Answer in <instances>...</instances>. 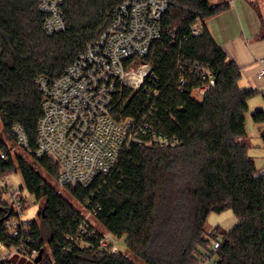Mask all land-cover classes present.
<instances>
[{
	"label": "trees",
	"instance_id": "trees-1",
	"mask_svg": "<svg viewBox=\"0 0 264 264\" xmlns=\"http://www.w3.org/2000/svg\"><path fill=\"white\" fill-rule=\"evenodd\" d=\"M123 1L63 0L65 30L48 35L39 0H0V151L9 156L0 159V177L19 172L39 205L31 246L44 250V264L48 249L55 264H200L213 257L216 264H264V172L249 156L245 122L258 92L241 87L242 68L205 26L230 0H169L159 39L137 60L149 64L150 73L139 89L124 88L114 102L117 120L135 121L138 141L89 187H63L81 207L97 211L96 222L123 238L126 251L102 249L103 234L90 224L93 236H83L82 244L68 240L84 216L58 191L57 165L47 157L10 156L15 124L36 147V79L62 76ZM197 19L202 31L193 34ZM252 117L264 121L262 111ZM227 209L237 224L207 232L209 214ZM7 213L0 192V240L10 243L2 228Z\"/></svg>",
	"mask_w": 264,
	"mask_h": 264
},
{
	"label": "built area",
	"instance_id": "built-area-1",
	"mask_svg": "<svg viewBox=\"0 0 264 264\" xmlns=\"http://www.w3.org/2000/svg\"><path fill=\"white\" fill-rule=\"evenodd\" d=\"M63 0H39V10L45 15L43 29L52 35L65 30ZM169 0H125L112 12L107 28L99 38L88 44L54 79L39 77L36 87L41 95V116L37 120L36 147L29 146L20 124L12 127V139L7 140L11 157L20 155L25 161L49 158L58 167L59 187L87 188L99 175L114 169L132 142H137L135 121L117 120L113 114L115 98L124 88L137 90L151 71L147 63L137 60L147 56L151 45L160 37V22ZM193 34L202 31L199 19L191 26ZM259 76L264 77V59L259 60ZM9 156L0 151V159ZM10 175L0 177V192L8 213L2 228L10 243L0 240L1 264H44L43 254L36 262L39 250L30 244L32 222L27 209L34 198L23 185H16ZM76 234L68 240L80 243L89 231V218L96 210L87 211ZM105 238L100 241L105 248ZM218 244H214L216 249ZM64 249H70L65 247ZM48 264H55L52 257ZM216 264V262H214Z\"/></svg>",
	"mask_w": 264,
	"mask_h": 264
},
{
	"label": "crops",
	"instance_id": "crops-1",
	"mask_svg": "<svg viewBox=\"0 0 264 264\" xmlns=\"http://www.w3.org/2000/svg\"><path fill=\"white\" fill-rule=\"evenodd\" d=\"M229 3L228 9L207 19L205 26L227 58L242 68L241 87L258 92L257 97L248 102V111L245 114L246 131L249 141L253 133L264 143V121L257 123L252 117L258 111L264 114V77L258 74L259 60L264 59V35L261 29L264 23L251 2L230 0ZM260 96L263 101L257 99ZM248 120L252 123V133L247 129ZM258 169L264 172V166Z\"/></svg>",
	"mask_w": 264,
	"mask_h": 264
},
{
	"label": "rangeland",
	"instance_id": "rangeland-1",
	"mask_svg": "<svg viewBox=\"0 0 264 264\" xmlns=\"http://www.w3.org/2000/svg\"><path fill=\"white\" fill-rule=\"evenodd\" d=\"M249 3L251 2L252 5L254 6L256 12L261 15V19L264 23V0H247ZM262 33L264 35V25L261 27ZM257 97V94L254 95L251 99H254ZM259 101H263L262 97L260 96ZM248 131L250 133L253 132V127L252 123L250 120H248ZM250 148L248 150L249 156L254 157L255 164L257 168H261L264 166V143L259 139L256 135L252 133L250 137ZM10 180L14 182L16 185H22L23 180L22 176L19 172L13 173L10 175ZM58 191L62 192L63 195L68 199V201L74 205V207L77 209V211H80L84 215H87V212L83 207H81L66 191L63 190L62 187L58 186ZM38 210H39V205L38 204H32L26 211V217L30 220L35 219L39 224L40 220L38 218ZM91 221L92 226L98 230L99 232H102L103 238H105V249L112 251V252H117V251H126V247L124 244V239L121 238H116L107 232H105L101 226L96 222L94 218H89ZM237 224V219L235 215L233 214L231 209H227L221 213H211L207 217L206 220V226L205 229L207 232L212 231L215 228L220 229L221 231H229L231 230L235 225ZM220 238V236H218ZM208 251L213 252L212 247H209ZM200 252L202 256H209V252H207L204 249H200ZM48 257H51V251L48 249L46 252ZM203 260V259H202ZM215 257L212 259L205 261L203 260L202 263L200 264H214Z\"/></svg>",
	"mask_w": 264,
	"mask_h": 264
},
{
	"label": "water",
	"instance_id": "water-1",
	"mask_svg": "<svg viewBox=\"0 0 264 264\" xmlns=\"http://www.w3.org/2000/svg\"><path fill=\"white\" fill-rule=\"evenodd\" d=\"M43 251L44 250H40L38 257L36 258V262H38L41 259Z\"/></svg>",
	"mask_w": 264,
	"mask_h": 264
}]
</instances>
